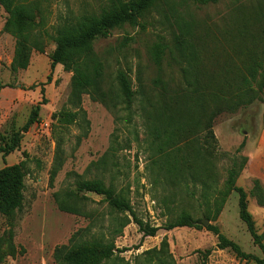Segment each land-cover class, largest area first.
<instances>
[{"label": "rangeland", "instance_id": "374dc122", "mask_svg": "<svg viewBox=\"0 0 264 264\" xmlns=\"http://www.w3.org/2000/svg\"><path fill=\"white\" fill-rule=\"evenodd\" d=\"M8 1L11 18L0 6V146L32 110L39 113L19 149L0 155V170L22 163L25 173L22 207L10 218L0 215V264H55L54 250L73 236L77 243L113 244L114 256L101 264H201L198 252L205 251L206 264H245L217 249L203 226L207 218H216L210 224L244 253L261 258L239 219L229 186L235 150L225 141L232 120L262 114L264 89L247 110L219 117L215 97L192 104L190 94L211 90L230 64L244 71V60L264 58V0H156L137 25L99 38L93 49L106 64L103 89L115 96V73L128 67L131 111L74 94L72 74L50 69L55 41L108 11L113 0ZM80 181H101L152 227L188 214L200 229L143 238L128 213L80 193ZM257 235L264 245V234Z\"/></svg>", "mask_w": 264, "mask_h": 264}, {"label": "trees", "instance_id": "16d2710c", "mask_svg": "<svg viewBox=\"0 0 264 264\" xmlns=\"http://www.w3.org/2000/svg\"><path fill=\"white\" fill-rule=\"evenodd\" d=\"M155 1L113 0L108 11L103 12L99 17L89 19L83 28L70 31L67 35L60 36L55 41V50L50 57L51 71L59 65L63 67L65 72L72 74L71 88L74 94L88 95L92 100L99 102L110 111H114L118 105L123 106L125 111H131L135 93L132 90L129 78L130 69L127 67V70L116 71L117 94L110 97L108 91L103 89L106 64L97 59L93 47L99 38L108 36L111 31L124 26L137 25L138 21L153 7ZM193 1L200 4L217 2V0ZM0 6L9 14L10 18L13 16L8 0H0ZM10 24L11 20L9 19L6 27ZM126 41L124 39L122 47L126 45ZM242 66L245 69L244 71L238 70L237 66L233 64H230L227 68H222L219 80L215 82L211 90L208 92L204 90L192 91L190 97L193 102L191 101V103L205 101L207 97L211 99L215 97L213 113L218 117L221 115H235L247 110L253 104L252 101L259 99L258 94L264 89V58H257L253 62L244 60ZM47 81H50V77L47 78ZM254 84H258L257 89H251ZM38 113L39 108L36 107L31 111L21 130L13 135L8 143L0 146V155L3 159L19 149L21 133L28 132L32 125L38 123ZM243 146L241 145L234 154L233 168L229 172V186L232 192L238 196L239 219L245 225L253 245L259 249L262 257L259 258L244 253L239 245L223 236L218 226L210 224L215 222L216 218L206 219L209 224L205 227V230L216 238L219 251H230L239 262L245 264H264V245L261 237L256 233L251 216L247 212L246 194L236 186V181L246 165V158L239 155ZM24 180L25 173L22 163L5 166L0 170V215L3 217L10 218L22 207ZM254 187H258L257 182L254 183ZM77 190L80 193L103 197L112 210L119 213H128L143 238H153L161 230L200 229L188 214H182L176 222L166 226L152 227L139 220L130 204L116 195L112 189L107 188L101 181H80L77 183ZM74 238L73 236L70 239L68 246L57 247L54 250L53 260L55 264H101L110 260L115 254L116 250L113 244L95 241L77 243ZM198 253L202 258L201 264H206L210 251Z\"/></svg>", "mask_w": 264, "mask_h": 264}, {"label": "crops", "instance_id": "0c3cea01", "mask_svg": "<svg viewBox=\"0 0 264 264\" xmlns=\"http://www.w3.org/2000/svg\"><path fill=\"white\" fill-rule=\"evenodd\" d=\"M263 114L257 118L252 114H244L237 120H232L234 127L228 128L225 142L229 149L235 152L241 149L246 158V165L240 173L236 186L246 194L247 212L251 216L256 233L264 234V119ZM214 137L219 142L217 127L213 130ZM241 138V139H239ZM240 155V154H239ZM258 187H254V183Z\"/></svg>", "mask_w": 264, "mask_h": 264}, {"label": "water", "instance_id": "95a60500", "mask_svg": "<svg viewBox=\"0 0 264 264\" xmlns=\"http://www.w3.org/2000/svg\"><path fill=\"white\" fill-rule=\"evenodd\" d=\"M207 223H208V222H206V221H205V222L203 223V226H205V227H206V226H207Z\"/></svg>", "mask_w": 264, "mask_h": 264}]
</instances>
